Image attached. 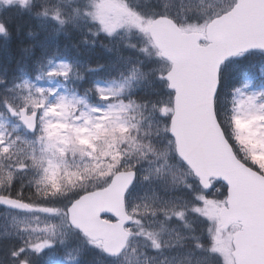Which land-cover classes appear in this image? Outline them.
Listing matches in <instances>:
<instances>
[{
    "label": "snow or ice",
    "instance_id": "snow-or-ice-1",
    "mask_svg": "<svg viewBox=\"0 0 264 264\" xmlns=\"http://www.w3.org/2000/svg\"><path fill=\"white\" fill-rule=\"evenodd\" d=\"M0 56V264H264V0H0Z\"/></svg>",
    "mask_w": 264,
    "mask_h": 264
},
{
    "label": "trees",
    "instance_id": "trees-1",
    "mask_svg": "<svg viewBox=\"0 0 264 264\" xmlns=\"http://www.w3.org/2000/svg\"><path fill=\"white\" fill-rule=\"evenodd\" d=\"M65 43V41L63 40V38L61 37V47H63V44ZM69 54L72 56L76 55V51L70 48L69 45ZM109 55V53H106L103 49H99L97 48L95 51L93 52H84L82 53L79 58L83 61H99V62H103ZM3 63V57L0 56V64Z\"/></svg>",
    "mask_w": 264,
    "mask_h": 264
}]
</instances>
